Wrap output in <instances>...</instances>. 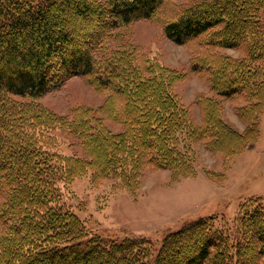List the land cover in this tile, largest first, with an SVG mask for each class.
<instances>
[{"label": "trees", "instance_id": "16d2710c", "mask_svg": "<svg viewBox=\"0 0 264 264\" xmlns=\"http://www.w3.org/2000/svg\"><path fill=\"white\" fill-rule=\"evenodd\" d=\"M167 2L0 0V264H264L262 199L245 207L233 234L215 228L213 218L199 219L165 236L154 255L146 239L91 234L57 187L90 172L93 184L110 179L131 190L142 167L189 178L199 141L229 160L258 140L264 0H200L163 25L175 44L199 40L208 48L207 64L198 59L192 67L207 73L213 92L196 101L199 124L175 91L180 75L153 65L127 40L130 26L155 19ZM64 9L88 29L70 28L66 12L58 13ZM212 48L244 49V57L223 58L218 69L208 57ZM74 76L103 96L97 108L59 115L40 103ZM236 98L245 102L236 109L247 123L243 133L221 118L220 99ZM56 131L71 137L81 156L59 151ZM187 235L199 243L193 254L182 243Z\"/></svg>", "mask_w": 264, "mask_h": 264}, {"label": "rangeland", "instance_id": "374dc122", "mask_svg": "<svg viewBox=\"0 0 264 264\" xmlns=\"http://www.w3.org/2000/svg\"><path fill=\"white\" fill-rule=\"evenodd\" d=\"M197 1L200 0H168L156 20H140L130 26L127 40L138 45L153 65L158 62L180 75L175 82V91L199 124L201 115L196 101L201 96H211L213 92L207 73L192 67L198 59H201L198 62L207 64L205 52L208 48H202L199 40L177 45L163 33V25L167 21L177 18ZM62 11L58 13L64 16L66 12L65 20L70 28H80L79 32L88 29L86 21L69 15L72 11ZM210 50L212 55L209 53L208 57L214 59L218 69L224 67L223 58L233 63L244 57V49ZM39 101L49 110L66 115L77 106L97 108L103 96L98 95L82 78L74 76L58 90L44 94ZM220 101H223V121L237 133H243L247 123L239 118L236 109L244 106L245 102L241 98ZM112 130L117 132L119 128L112 127ZM53 136L59 151L81 156L71 137L58 131ZM228 142L232 144V140ZM192 152L197 159L193 177L175 179L168 170L142 167L137 171L136 179H132L136 188L131 190L110 179L93 184L90 172L70 184L59 182L57 187L65 204L91 234L119 241L124 238L146 239L151 242L154 255L165 236L199 219L213 218L215 228L230 230L233 234L245 207L254 200H264V112L260 118L258 140L248 144L234 158L226 159L223 153L211 150L204 141L194 144ZM208 173L215 175L216 179ZM182 243L187 246L189 254H193V247L199 244L194 235H187ZM176 248L178 255L184 253L180 247ZM250 261L253 263L248 256L246 262Z\"/></svg>", "mask_w": 264, "mask_h": 264}]
</instances>
